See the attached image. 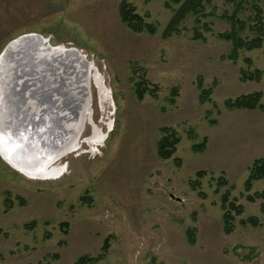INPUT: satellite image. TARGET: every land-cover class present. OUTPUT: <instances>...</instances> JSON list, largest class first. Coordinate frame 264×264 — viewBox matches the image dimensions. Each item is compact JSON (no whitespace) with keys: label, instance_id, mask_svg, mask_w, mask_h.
Segmentation results:
<instances>
[{"label":"rangeland","instance_id":"1","mask_svg":"<svg viewBox=\"0 0 264 264\" xmlns=\"http://www.w3.org/2000/svg\"><path fill=\"white\" fill-rule=\"evenodd\" d=\"M121 1L154 34L131 32ZM184 1L0 0V54L36 34L91 66L89 114L56 174L27 176L0 153V264H264V177L244 187L264 161V110L225 104L259 92L264 106V39L248 51L220 37L255 38L252 7L264 26V0H202L164 36ZM165 127L179 143L160 160ZM225 194L240 209L225 206L229 233Z\"/></svg>","mask_w":264,"mask_h":264},{"label":"water","instance_id":"2","mask_svg":"<svg viewBox=\"0 0 264 264\" xmlns=\"http://www.w3.org/2000/svg\"><path fill=\"white\" fill-rule=\"evenodd\" d=\"M90 70L76 49L52 47L40 35H23L8 43L0 54V118L16 144L31 142L30 138L44 142L59 134L74 143L85 124V109L90 108ZM12 104L17 112L8 119L4 110ZM25 116L32 132L22 124ZM57 150L48 165L67 155L64 147Z\"/></svg>","mask_w":264,"mask_h":264},{"label":"trees","instance_id":"3","mask_svg":"<svg viewBox=\"0 0 264 264\" xmlns=\"http://www.w3.org/2000/svg\"><path fill=\"white\" fill-rule=\"evenodd\" d=\"M202 0H185L182 2L180 5V8L176 11H174V15L171 18L170 24L167 26L164 36H167L170 34L171 31L176 30L175 27H173L174 23H176L179 18H182V16L186 13L185 11H191L192 13H195L197 9L201 6ZM176 3L179 1H175ZM253 10H254V20L255 22V30L257 31L258 35L251 39V40H241L240 37L235 36V33L232 34H225V35H220L223 39L227 41H231L233 44L234 50L238 48H243L248 51L254 50V49H259L261 48L262 41L264 39V26L262 24V15L261 11L257 9L256 5H253ZM119 17L121 22L133 33H141L143 31H147L150 34H154V28L151 27V25L147 24L144 22L143 17L138 15L135 12V9L127 4L125 1H121L119 4ZM260 77V72L256 71V78L259 79ZM137 98L142 99V93L143 90H137ZM203 91H201L200 95V102H204L205 96L203 95ZM261 99V94L259 92L247 94V95H241L236 97L234 100H226L225 104L226 107L229 109H246V110H254V109H259V110H264V106L260 103ZM161 136L159 140L157 141V157L160 160H167L170 159L173 154L176 151V146L179 143V138L175 131L170 128H161L160 131ZM204 148V143L200 144H194L192 146V150L196 153L202 151ZM199 176L201 172L197 173ZM202 175V174H201ZM264 177V161L263 160H256L253 162L249 169V175L248 178L245 181L244 187L245 190L248 192L251 189L252 182L260 180ZM224 183V181H222ZM254 197L249 196L248 201H253ZM227 195L222 196V209L224 210V215H223V220L225 224V232L229 233L230 229L228 226L231 224L230 221V215H229V209H225V206L227 204V207L231 209H235L237 212L240 211L239 206H236L234 202L230 201L227 203ZM262 211L264 212V207H262ZM248 221L250 224H252L254 227H256L257 221L254 218H249ZM102 249H107V239L104 240ZM95 259H92L90 257L88 258H81L77 261V264H86L89 262H92Z\"/></svg>","mask_w":264,"mask_h":264},{"label":"bare ground","instance_id":"4","mask_svg":"<svg viewBox=\"0 0 264 264\" xmlns=\"http://www.w3.org/2000/svg\"><path fill=\"white\" fill-rule=\"evenodd\" d=\"M90 74V71H89ZM1 90V89H0ZM1 92V91H0ZM14 105L16 103H13ZM13 104L4 112L6 111L8 119L13 117L14 113L17 111L15 110ZM23 108V107H22ZM21 108V109H22ZM87 107L85 109L84 113V121L86 120V117L89 114ZM25 112H28V107H24ZM19 110V109H18ZM88 111V112H87ZM3 112V111H2ZM39 115V114H38ZM36 115V117L38 116ZM28 116V115H27ZM25 116L24 121H22V124H24L30 131L32 132L30 128V121H28V117ZM72 126V125H70ZM84 127V126H83ZM6 128L5 124L3 125V117L0 118V153L2 156L6 159L8 163H10L15 169L20 171L21 173L32 176V177H45L47 175H54L57 173V169H49L52 165H48L50 163V160L52 159V156L55 155L56 152H58L57 149L64 147L67 151V154L75 151L77 149L79 138L75 140L74 143H68L70 140H68L66 137L61 136L59 134V138L56 137L54 139L48 138L47 141L44 140V142L39 141V139L36 140L34 138H30L31 142H28L26 144L22 142H18L20 144H16L13 135L11 134V130L5 131ZM22 129V127H21ZM5 131V132H4ZM20 132V130H19ZM21 132H24V129H22ZM30 133V132H29ZM42 140V138H41ZM24 141V140H23ZM21 165V168L19 167ZM43 166L45 169L44 173L42 175H34V172H31L29 167H37V166ZM25 170V171H23ZM29 170V171H28ZM33 173V174H31ZM39 173V172H38Z\"/></svg>","mask_w":264,"mask_h":264}]
</instances>
